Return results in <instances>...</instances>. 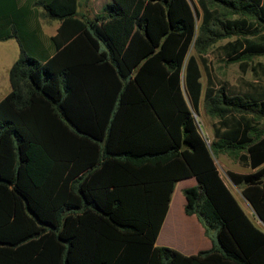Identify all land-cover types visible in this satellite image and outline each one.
Instances as JSON below:
<instances>
[{
    "label": "trees",
    "instance_id": "16d2710c",
    "mask_svg": "<svg viewBox=\"0 0 264 264\" xmlns=\"http://www.w3.org/2000/svg\"><path fill=\"white\" fill-rule=\"evenodd\" d=\"M32 5L82 29L41 61L24 45L30 9L0 0V40L19 47L0 100V264H264V230L214 163L225 154L256 168L226 175L264 224V93L229 94L207 73L202 90L196 58L205 68L202 55L232 35L227 62L243 70L263 55L248 36L264 31V0H110L93 17L78 0ZM182 78L194 113L201 102L216 118L211 140ZM187 175L185 213L215 230L190 255L154 245Z\"/></svg>",
    "mask_w": 264,
    "mask_h": 264
},
{
    "label": "crops",
    "instance_id": "0c3cea01",
    "mask_svg": "<svg viewBox=\"0 0 264 264\" xmlns=\"http://www.w3.org/2000/svg\"><path fill=\"white\" fill-rule=\"evenodd\" d=\"M33 1L35 0H17L19 5L30 9L29 17L26 20V23L32 31L30 37L32 40L25 39L24 45L31 55L41 61H44L57 50H60L74 36H76L82 29V24L77 16L66 17L60 20L40 17V9L32 5ZM93 1L94 0H78L79 6H76V8L87 17H93L94 15L103 12L104 4L110 0H105V2L100 3L96 8L94 7ZM18 52V43L14 38L0 40V67L1 73L3 74H1L3 78V87H0V100L10 90L8 69L17 58ZM182 91L184 98L187 96L190 102L184 85L182 87ZM185 101L187 103L186 98ZM212 138L213 132H211L207 141ZM223 156L225 157L226 155L220 154L218 156V160ZM243 166L244 170H226H232L238 173H251L256 169L249 167L247 164H244ZM158 168L162 170V167ZM223 182L225 183L224 180ZM195 184L196 179L193 175L178 178L173 182V187L169 194L167 209L157 231L154 245L166 246L184 255L195 254L200 250L210 249L213 246L215 241L213 232L211 230L209 231V229L205 230L195 214H187L184 211L185 198L182 194V189L194 186ZM261 224L263 227L260 228L264 230V224L262 222Z\"/></svg>",
    "mask_w": 264,
    "mask_h": 264
},
{
    "label": "rangeland",
    "instance_id": "374dc122",
    "mask_svg": "<svg viewBox=\"0 0 264 264\" xmlns=\"http://www.w3.org/2000/svg\"><path fill=\"white\" fill-rule=\"evenodd\" d=\"M93 2L94 7L96 8L100 3L105 2V0H94ZM231 18L236 19L238 18V15L233 14ZM248 37L256 41L264 42V31L259 32V34L255 36ZM235 38L236 35H232L215 41L202 55V58L205 60V68L202 66L198 56L196 55L200 69V82L202 90L206 86L207 73L211 77V84L214 88H218L223 85L229 94H241L243 92H248L254 95L255 98H259V96L262 97V94L264 93V54L253 55L249 60H247V66L243 70L238 65V62H227L225 58L229 49L226 48V42ZM239 38H242V36ZM191 52L193 51L191 50ZM1 74L0 67V87H3V78ZM185 98L197 124L201 127L204 137L208 139L212 132V124L216 122V118L210 117L204 112L201 102L199 103L197 113L195 114L187 96H185ZM261 123V125H263L264 120H262ZM215 163L220 176L230 188L237 201L242 205L245 213L257 226L263 227L261 222L252 213V210L247 206L239 192V189L231 183L226 175V169L244 170V164L241 161L227 155L225 157L223 156L219 160L218 157H216ZM210 230L214 234L215 230L212 228L209 229V231Z\"/></svg>",
    "mask_w": 264,
    "mask_h": 264
},
{
    "label": "water",
    "instance_id": "95a60500",
    "mask_svg": "<svg viewBox=\"0 0 264 264\" xmlns=\"http://www.w3.org/2000/svg\"><path fill=\"white\" fill-rule=\"evenodd\" d=\"M198 125V124H197ZM198 127H199V125H198ZM200 128V127H199ZM256 218L259 220V221H261L257 216H256Z\"/></svg>",
    "mask_w": 264,
    "mask_h": 264
}]
</instances>
